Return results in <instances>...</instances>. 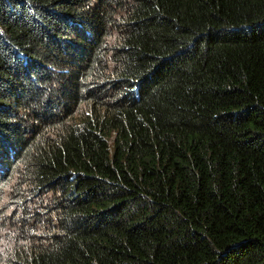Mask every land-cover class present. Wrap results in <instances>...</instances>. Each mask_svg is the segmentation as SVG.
Returning a JSON list of instances; mask_svg holds the SVG:
<instances>
[{"label": "trees", "instance_id": "trees-1", "mask_svg": "<svg viewBox=\"0 0 264 264\" xmlns=\"http://www.w3.org/2000/svg\"><path fill=\"white\" fill-rule=\"evenodd\" d=\"M0 264H264V0H0Z\"/></svg>", "mask_w": 264, "mask_h": 264}, {"label": "rangeland", "instance_id": "rangeland-1", "mask_svg": "<svg viewBox=\"0 0 264 264\" xmlns=\"http://www.w3.org/2000/svg\"><path fill=\"white\" fill-rule=\"evenodd\" d=\"M3 190L5 191L4 187H3ZM3 199H6V197L3 198ZM28 204L31 206V207L28 206L30 209H32V208L35 209V207L37 206V203L34 202V201H29ZM24 208H25V207H24ZM25 209H26V208H25ZM19 212L22 213V212H23V209H20Z\"/></svg>", "mask_w": 264, "mask_h": 264}, {"label": "bare ground", "instance_id": "bare-ground-1", "mask_svg": "<svg viewBox=\"0 0 264 264\" xmlns=\"http://www.w3.org/2000/svg\"><path fill=\"white\" fill-rule=\"evenodd\" d=\"M3 180V179H2ZM52 225H53V223H52Z\"/></svg>", "mask_w": 264, "mask_h": 264}]
</instances>
